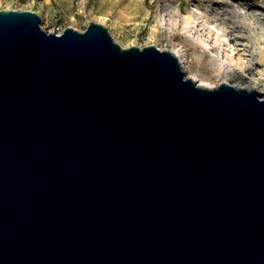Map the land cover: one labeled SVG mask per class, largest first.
<instances>
[{
	"label": "water",
	"instance_id": "water-1",
	"mask_svg": "<svg viewBox=\"0 0 264 264\" xmlns=\"http://www.w3.org/2000/svg\"><path fill=\"white\" fill-rule=\"evenodd\" d=\"M41 22L0 10V264H264V95Z\"/></svg>",
	"mask_w": 264,
	"mask_h": 264
},
{
	"label": "rangeland",
	"instance_id": "rangeland-1",
	"mask_svg": "<svg viewBox=\"0 0 264 264\" xmlns=\"http://www.w3.org/2000/svg\"><path fill=\"white\" fill-rule=\"evenodd\" d=\"M3 9L34 10L49 32L84 31L94 21L124 48L181 47L186 76L196 83L225 82L264 95V0H0ZM202 41L220 53V64Z\"/></svg>",
	"mask_w": 264,
	"mask_h": 264
},
{
	"label": "bare ground",
	"instance_id": "bare-ground-1",
	"mask_svg": "<svg viewBox=\"0 0 264 264\" xmlns=\"http://www.w3.org/2000/svg\"><path fill=\"white\" fill-rule=\"evenodd\" d=\"M201 45L204 49H207L210 53H211V61L214 63V64H220V53H213L212 52V47L207 43V42H201ZM180 60L182 66H183V69L185 71L186 69V65L184 64V53H183V50L181 47H178L175 51H172ZM200 85V84H199Z\"/></svg>",
	"mask_w": 264,
	"mask_h": 264
},
{
	"label": "built area",
	"instance_id": "built-area-1",
	"mask_svg": "<svg viewBox=\"0 0 264 264\" xmlns=\"http://www.w3.org/2000/svg\"><path fill=\"white\" fill-rule=\"evenodd\" d=\"M62 32H63V31H62ZM62 32L56 31V33H62Z\"/></svg>",
	"mask_w": 264,
	"mask_h": 264
}]
</instances>
